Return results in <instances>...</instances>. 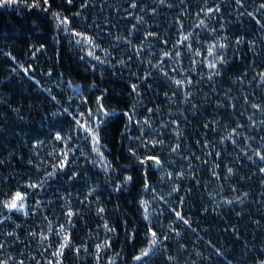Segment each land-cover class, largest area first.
Masks as SVG:
<instances>
[{
    "label": "trees",
    "instance_id": "16d2710c",
    "mask_svg": "<svg viewBox=\"0 0 264 264\" xmlns=\"http://www.w3.org/2000/svg\"><path fill=\"white\" fill-rule=\"evenodd\" d=\"M27 2L30 5L33 0ZM167 2L174 6H159L158 0H137L135 9L131 7V0H73L71 5L67 0H50L51 9L43 11L25 7L24 0H20L14 7L0 8V202L25 186L29 178L36 182L46 171L52 170L51 164H59L63 159L59 154L64 149V142L55 139L57 131L65 137L71 135L72 140L67 143L76 149L69 153L68 168L61 170L43 192L37 191L29 198V215L13 211L11 218L0 224V244L4 245L0 249V264L4 259L10 264H19L21 260L24 264H53L51 253L58 249L62 240L55 233L59 232V225L66 222L64 213L69 206L77 216L75 227L70 228L72 246L65 249L63 264H97L95 245H103L109 239L111 246L100 253L99 264H108L113 258L115 264H138L134 262V256L139 255L149 242L145 236L149 222L144 219L141 204L145 200L154 206L149 208L151 226L169 236L167 241L161 237L159 250L151 257L150 264H260L264 260V173L259 172L258 158L253 162L244 155V152L251 154V149H259L264 137V127L259 126L264 113L252 107L253 104L264 106V85L257 77V73H264V28L257 22L264 19V9H260L264 0H243L242 8L236 0ZM40 3L43 4V0ZM84 4L88 6L82 8ZM205 5L214 9L219 5V11L207 19L215 32L195 27L199 19L204 18L201 13L198 19L196 13ZM153 7H157L156 15L152 14ZM56 12L72 20L71 28L97 38L102 47L95 52L102 59L103 49L116 43V35L128 36L140 44L144 43L143 33L152 30L169 39L166 47L170 48L178 38V24L182 21L185 32H193L192 43L196 48L206 50L210 43L228 37L230 47L223 54L229 63L221 67L223 75L209 81L207 65H192L193 53L182 48L183 68L188 70L183 75L199 81L191 88L192 102L185 103L183 89L175 88L153 66L161 58L158 41H150L151 46L145 44L142 55L121 42L109 58L111 63L100 64L87 55V47L76 43L78 37L67 29H57ZM253 12L255 16L250 15ZM139 16H143L146 23L138 24V31L133 34L131 27ZM237 38L243 41L239 46L235 44ZM249 41H255L254 49ZM13 56L16 59H12ZM129 56L131 60H128ZM121 58L127 66L118 63ZM164 59L165 70L173 76L182 75L179 71H170L180 61ZM25 67L29 69L27 73ZM145 72L150 74L149 79L142 83ZM133 82L142 84L143 106L139 118L142 120L150 115L147 108L159 109L151 114L153 128L158 131L150 129L146 139L159 135L166 142L162 149L156 150L166 162L164 171L171 170L177 175L182 168L186 171L184 178L175 180L181 186L179 192L169 195L172 181L161 180L164 173L154 165L149 169V176L155 192L143 190L145 169L136 165L129 152L131 147L145 154L140 141L133 139L140 134L135 127L125 132L123 125L127 119L121 115L123 111L131 110L134 102L140 105L130 87ZM149 84L152 87L149 88ZM104 89H108L107 93ZM173 91L177 92L173 98L175 103L164 95L168 92L171 96ZM100 95L106 96L104 104L110 111L120 110L116 113L120 115L118 120L98 113L101 120L108 119L102 133L103 145H106H102V151L112 165L107 171L97 161L90 139H85L82 131L75 130L73 120L74 116L80 118L81 111L87 115L89 107L95 110ZM85 97L89 101L87 104ZM218 103L223 106L218 107ZM233 103L235 109L231 107ZM53 113L63 115L54 116ZM249 116L257 121L256 127L249 126ZM174 120L180 122L182 136L179 140L173 131ZM216 122L220 123L219 129ZM237 122L245 126L240 131L253 139L249 141L241 136L238 145H232L230 141L221 144L224 125L235 126ZM162 123H167L168 127L161 128ZM205 124H208L207 128ZM38 140L41 143L38 144ZM198 140L201 143L198 144ZM206 140L211 141V145L205 143ZM176 143H180L181 148L177 153H171ZM249 144L251 149L247 147ZM242 147L244 151H241ZM209 150L213 152L212 156L206 155ZM215 152H221L222 156H215ZM189 156L192 157L191 171ZM196 157L208 162L201 163ZM214 164L220 165L215 169L219 173L217 176L212 174ZM128 165L132 167L126 168ZM228 167H234L236 174L229 177ZM75 173L79 176L73 180ZM127 175H133L135 180L125 184ZM121 184H124L123 190L114 191ZM92 188L96 191L89 197L87 194ZM244 192L250 195L242 203H224L228 199L235 200ZM155 193L164 196L167 202L160 201ZM37 200L44 202L38 211L35 208ZM99 206L106 209L105 213L97 214ZM172 209L183 211L191 221V227L178 221ZM4 215L5 209L0 203V220H4ZM49 220L52 221V232H49ZM105 220L115 228L114 233L105 232L102 227ZM258 220L259 224L256 223ZM173 222L180 236L168 227ZM9 232L16 235L9 236ZM33 232L37 233L35 237L31 235ZM133 232L136 233L134 238ZM40 233L51 237L52 247L47 242L41 243ZM81 245H87L88 252L82 249L76 254L75 248ZM55 264H60L59 260Z\"/></svg>",
    "mask_w": 264,
    "mask_h": 264
},
{
    "label": "snow or ice",
    "instance_id": "6c2138e0",
    "mask_svg": "<svg viewBox=\"0 0 264 264\" xmlns=\"http://www.w3.org/2000/svg\"><path fill=\"white\" fill-rule=\"evenodd\" d=\"M68 4H72L73 0H67ZM20 3V0H0V8L4 7H14ZM236 3L239 7H243V0H236ZM44 5H47V7H44ZM158 5L159 6H167L168 8L173 7L174 5L171 3H168L167 0H158ZM24 6L25 7H30V8H41L43 11H49L51 9V3L50 0H43V4L40 3V0H33V2L29 5L27 0H24ZM87 4L82 5L81 7H87ZM131 7L133 9L138 7L137 0H131ZM206 8V11H205ZM205 8H201L200 11L196 13L197 18L199 19L201 16V13L204 14L203 19H199V23L195 25L196 28H208L209 31L215 32V28L209 27V24L207 23L208 17H210L214 12L219 11V5L214 9L208 5H205ZM260 9H264V4L260 5ZM152 14L156 15L157 14V7L152 8ZM76 16L81 15L80 13H75ZM187 15V13H185ZM250 15L255 16L256 13H250ZM54 17L58 20V23L56 25L58 30L62 29H67L69 32H71L72 35L75 37H78L79 39L76 40V43L78 45H87L88 51L87 55L89 57H92L95 61L99 62L100 64H105V63H111L110 57H113V52L116 51L117 46L119 43H124L133 48V51L138 54L142 55L143 50L145 47V44L150 45V41L156 40L160 43L161 46V58L158 60V62L153 65L156 69H158L161 73L162 76L167 78L169 81L172 82V84L175 86L177 89H183V98L185 103H191V98L193 96V92L191 91V88L194 84L199 83V81H195L191 78L190 75H183L184 72L188 71L187 69L183 68V61L182 58L184 56V52L181 50L182 48L186 47L189 51L193 53V57L191 59V64L196 65V64H206L208 72L206 73L207 79L209 81H212L214 77L218 75H223L221 72V67L223 65H226L229 63L228 59L226 56L223 54L224 51H226L229 47L230 44L228 43V37H221L219 42H213L210 43L207 46L206 50L199 49L194 47L192 43V39L194 37L193 32L188 31L185 32V26L182 21L179 22L178 24V38L175 43L171 44V47L168 48L166 47L169 45L170 41L169 39L165 37H161L159 32L152 31V30H147L143 33L144 37V43L136 44L134 43L133 39L128 37V36H122V35H116L115 36V42L114 44L110 45L109 48L103 49L104 51V58L102 59L101 56L97 55L94 49H100L102 46L100 43L97 42V38L91 34H88L83 31H78L76 29L71 28L72 25V20H70L67 16H62L60 12L54 13ZM137 23L133 24L131 27V32L134 34L138 31V24L141 23H146L144 20L143 16L136 17ZM258 23L261 24V27L264 28V19L258 20ZM98 27V25H97ZM149 29H151V25H149ZM243 41L239 38L235 40V44L239 46ZM249 43L253 46V49L255 47V41H249ZM151 46V45H150ZM206 52V55H205ZM8 55L11 56V53H8ZM197 57H203V59H197ZM168 58L169 60H172L173 62L180 61V63L175 64V66L170 70L171 73H176L177 71L181 72V76H173L170 74L168 70H165V59ZM12 59H16L14 56ZM132 57L129 56L128 60H131ZM143 62V60H141ZM118 63L121 65L127 66V62L125 59L121 58L118 60ZM148 63L151 65L152 60L149 59ZM114 67V65H113ZM93 68H95V65H93ZM192 71H195V67H192ZM13 71H15L13 69ZM24 71L27 73L29 71L28 68H24ZM51 75V72L48 73ZM149 73L145 72L142 79V83H147L149 79ZM257 77L259 78V81L262 85H264V73H257ZM257 77H254L256 79ZM204 77H201L203 79ZM243 79V77H241ZM39 83V81H37ZM93 87H96V85H93ZM132 89V93H135L138 100L140 101V105L138 106L137 103H133L131 110L129 111H123L121 113L122 116L126 117L127 123L123 125L125 132H127L129 129L135 127L136 130L139 132L138 137H133V139H137L140 141L141 147L144 150L145 154H141V152L138 149H133L129 148L130 155L133 157L136 165L139 167L144 168V173L142 176V179L145 180L144 184V191H149L152 190L155 192L154 189H152V183L151 179L149 176V169L152 167V165H155V168L159 169L161 172L164 173L163 176H161V180L168 179L172 181V188L171 191L169 192V195H171L173 192H179L181 190V186L178 183H175V180L177 179H182L186 176V171L182 168L178 175L169 170V171H164L166 162L162 159V157L159 154H156L157 148H163L165 145V141L163 139L159 138V135L156 137H153L151 139H146V136L149 135V130L153 131H158L153 128L154 121L151 119V114H154L156 111H158V108H147V112L150 115L144 116V118L141 120L140 113L142 110L143 106V91L142 89V84H137V83H131L130 85ZM148 87H152L151 84L148 85ZM48 91H51L50 89ZM108 89H104V92L107 93ZM229 91H231L229 89ZM131 95V93H130ZM164 95L168 97V99L172 102L175 103L176 101L173 99L174 97L177 96V92L173 91L171 93V96H169L168 92H165ZM55 100L56 97H53ZM106 99L105 95H100L97 98V108L93 110L91 107L88 108L87 110V115L85 112H79V119H77L75 116L73 117V120L75 121L76 128L75 130L77 132H83L85 133V139H90L91 142V149L93 152L97 154L99 158L103 161V164L101 165L102 167H105V170L107 171L112 167L111 161L108 160V157L105 155V153L102 151V145H103V130L104 126H107L108 124V119L101 120L99 114H102L104 117L109 118L112 117L114 119H120V115H116L117 112L120 110H109L107 107H105L104 101ZM87 97H85L84 103H88ZM218 107H221L220 103L217 105ZM195 105H194V110H195ZM233 109L236 108V104L233 103L231 105ZM253 108L259 109L262 113H264V106L260 104H253ZM64 112H68V109H64ZM54 116L56 115H63V113H53ZM255 115V113H253ZM92 117H95V120H91ZM249 121H251V124L249 125L250 127H256L257 126V121L253 120L252 116L248 117ZM172 123L175 125L173 131L175 134V137L177 140L182 136V132L180 130V122L179 120H174ZM259 126L264 127V119L259 121ZM168 124L167 123H162L161 128H167ZM205 128L208 127V124L204 125ZM245 126L243 124H240L239 122L236 123L235 126L231 125H224L225 128V134L220 138V143L224 144L226 141H230L232 145H238L240 143L239 137L245 136L243 132L240 131V129L244 128ZM216 128H220V123L216 122ZM123 135V133H121ZM162 135V133H160ZM205 136H207V133H204ZM55 139L57 141H63L64 142V149L61 151L59 154L61 157H63L62 160H60L59 164H51V171H46V174L43 176L42 179L37 180L36 182H33L31 178H29L27 184L23 186L22 188L16 190L13 194L8 195L6 199H4L2 202V206L5 209V215H4V220H0V224L4 223L5 221L9 220L11 218V215L13 211L20 212L23 215L27 216L29 215V205H28V200L31 196L36 195L37 191L43 192L45 187L58 175H60L61 170H65L68 168L69 165V153L75 152L76 149L69 147L67 141L72 140V136L68 135L65 137V135L62 134L61 131H57L55 133ZM245 139H248L251 141L253 138L250 136H245ZM262 143L259 149H251V144L247 145L249 149H251V154L249 152H244V155L247 157L248 160H251L253 162H256L257 158L260 162V167H259V172L264 173V137L261 138ZM37 143H41V141H37ZM197 143H201L199 140ZM205 143L211 145V141H205ZM103 147H106V145H103ZM214 147V146H213ZM181 148L180 143H176L174 147L171 148V153H177L178 150ZM241 151H244V148H241ZM215 156L220 157L222 156L221 152H215ZM53 155H56L55 152H53ZM207 156H212L213 152L211 150L206 152ZM196 159H200L201 163H207L208 161L204 160L202 157H196ZM239 159V156L237 157ZM189 160V171H191V160L192 157H188ZM147 166V167H146ZM126 168L132 167V165L125 166ZM219 164H214V169L212 174L214 176L219 175L215 171L216 168H219ZM227 173L229 177L233 176L236 174V169L234 167H228L227 168ZM79 176V173H75L72 177L73 180L77 179ZM135 180V177L133 175H127L124 178V183H131ZM124 184H121L120 186H117L114 188V191L116 192H121L123 190ZM25 189H30L32 190L31 192L25 190ZM96 191L95 188H92L91 191L88 192V196L91 197L92 194ZM250 195L249 192H244L242 196H237L235 200L228 199L225 200L224 203L228 205H232L236 202H243L246 197ZM264 195V193H262ZM155 196L160 200V201H165V197L162 195H159V193H155ZM99 198H97L98 201ZM167 202V201H165ZM42 200H37L35 203V208L38 211L40 207L43 205ZM83 203V202H82ZM90 203V201H89ZM183 201H181V204ZM141 204L143 206L144 210V219L149 222V230L148 232L145 233V236L149 238V242L147 244L146 248H143L140 250V254L134 256V262H138V264H150L151 257L155 255V253L159 250V245L162 242L161 237L163 241H167L169 239V236L162 233L158 232L155 228L151 226V212L149 210L150 207V202L149 201H141ZM106 209L103 206L98 207V215L105 213ZM172 211L175 214V217L178 219V221H182L185 225L191 227V221L186 218L185 214L183 211H176L175 209H172ZM66 216V222L63 224L59 225V232H56L55 234L58 237H62V240L59 241V247L57 250L53 251L51 253L52 257L54 258L53 264H55L56 260H59L60 264H63V258L65 256V249H68L72 246V240L73 236L70 231L71 227H75V217L77 216V212L71 208L70 206L67 208L66 213H64ZM47 219V217H45ZM49 232L53 231L52 228V221L49 220ZM257 224L260 223V221H256ZM17 228L20 226L17 225ZM99 227V226H98ZM103 229L105 230L106 233H114L115 228L111 226L110 222L105 220V222L102 225ZM164 226L161 225V228ZM168 227L176 233L177 236H180L181 233L177 230L175 222L172 224H169ZM235 231V229H233ZM150 234V235H149ZM9 236L16 235L15 233H8ZM32 236H36L37 233L33 232L31 233ZM136 236V233H132V237L134 238ZM40 239L41 243L47 242L49 247H52V242H51V237L50 236H45L43 233H40ZM111 240H106L103 245L100 243H97L95 245L97 252L95 253V259L97 261V264H99L101 260V252H104L108 247L111 246ZM209 244H211V241H209ZM4 247L3 244H0V249ZM213 248H215V245H212ZM83 249L84 252H88V246L87 245H81L80 247L75 248L76 254H79L81 250ZM217 253H220V249L216 248L215 249ZM47 251V249H45ZM222 254V253H221ZM119 255V254H117ZM197 255H200V253H197ZM14 259V258H13ZM169 259H172L169 257ZM2 264H10V261L8 259H4L2 261ZM19 264H24V261L21 260L19 261ZM108 264H115V259H110L108 261ZM260 264H264V260L260 261Z\"/></svg>",
    "mask_w": 264,
    "mask_h": 264
},
{
    "label": "rangeland",
    "instance_id": "374dc122",
    "mask_svg": "<svg viewBox=\"0 0 264 264\" xmlns=\"http://www.w3.org/2000/svg\"><path fill=\"white\" fill-rule=\"evenodd\" d=\"M79 39V38H78ZM85 47H87V49H86V51H88V47L89 46H87L86 44L84 45ZM96 49H94V51H95ZM199 59H203V57H199ZM174 76H177V77H179L177 74H175ZM95 120V119H94ZM95 153V152H94ZM95 156H96V158H97V161L99 162V163H101V164H103V161L101 160V158H99L98 156H97V154L95 153ZM154 165V164H153ZM155 166V165H154ZM150 207H154L153 206V203L152 202H150ZM149 207V208H150Z\"/></svg>",
    "mask_w": 264,
    "mask_h": 264
}]
</instances>
